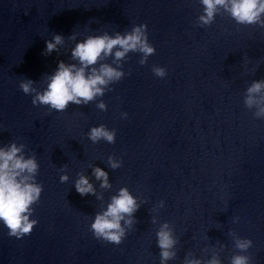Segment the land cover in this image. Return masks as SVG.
<instances>
[{
	"label": "water",
	"instance_id": "95a60500",
	"mask_svg": "<svg viewBox=\"0 0 264 264\" xmlns=\"http://www.w3.org/2000/svg\"><path fill=\"white\" fill-rule=\"evenodd\" d=\"M202 9L200 0H0V146L25 144L43 185L30 235L9 236L0 222V264H160L156 232L164 222L178 240L166 264H183L189 252L207 260L214 251L230 264L237 252L230 231L252 240L242 253L250 264H264V119L243 103L246 88L264 79V29L227 14L199 27ZM140 24L155 54L140 65L130 52L126 75L103 97L58 112L34 106L20 90L22 79L43 90L60 61L76 63L71 50L87 36ZM54 34L65 44L45 55ZM154 65L167 75L156 77ZM101 100L106 111L96 107ZM101 124L116 130L114 144L88 138ZM109 156L121 167L111 169ZM89 165L108 173L110 189ZM80 172L103 200L77 193ZM122 187L144 203L114 245L95 238L90 225Z\"/></svg>",
	"mask_w": 264,
	"mask_h": 264
},
{
	"label": "clouds",
	"instance_id": "9594fccd",
	"mask_svg": "<svg viewBox=\"0 0 264 264\" xmlns=\"http://www.w3.org/2000/svg\"><path fill=\"white\" fill-rule=\"evenodd\" d=\"M200 3L203 9L196 21L199 27L211 26L217 15L227 14L238 25L259 26L264 29V0H200ZM76 38L77 33L74 32L68 37L72 41ZM45 43L44 54L48 55L53 51L59 52V48L65 44V38L54 34ZM130 52L140 54V65L146 64L148 58L155 54L156 49L149 42L146 24L134 25L130 31L123 33L116 31L110 35L105 31L100 35L87 36L71 50V60L76 63L60 61L53 74L44 76L46 87L43 90L35 87V82L30 79H22L19 88L25 95H32L31 102L34 106H48L50 110L58 112L65 111L70 104L88 105L98 97H103L110 90V85L124 78L126 73L122 70V61L128 58ZM110 57L111 64L104 62ZM152 72L158 78L167 75L165 68L155 65ZM243 103L249 111L254 110V118L264 119V79L254 80L246 88ZM96 107L101 111L107 110V105L102 100ZM122 116L126 118L127 113H122ZM87 135L93 143L103 140L114 144L116 140V130H110L103 124L92 127ZM25 148V144H17L15 141L0 146V222L8 229L9 236L18 239L30 235L38 224V220L30 217L35 211L33 205L39 203L43 191V185L37 183L39 163L35 155H25ZM107 163L113 170L121 167V161L114 156H109ZM92 174L96 180L101 181V188L112 187L108 173L102 168L92 167ZM77 176L74 182L77 193L81 196L91 194L98 200H103V196L97 195L86 175L80 172ZM59 179L61 183H65L69 176L65 173ZM143 203L144 201L138 202V198L127 187L120 188L116 195L111 196L106 209L95 213L90 231L98 240L120 245L127 232L137 223L135 213ZM163 206L164 202L160 201L159 207ZM152 223H157L155 217L152 218ZM229 235L237 250L231 256L230 264H250V256L242 253L252 247V240L239 237L235 231H230ZM156 238L160 249V264L175 259L178 240L170 223L160 224ZM223 247L221 245V250ZM183 264H221L220 253L214 251L210 259L202 260L194 258L189 252Z\"/></svg>",
	"mask_w": 264,
	"mask_h": 264
}]
</instances>
